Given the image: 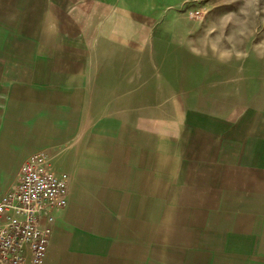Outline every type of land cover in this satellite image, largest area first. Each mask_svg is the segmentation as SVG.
I'll list each match as a JSON object with an SVG mask.
<instances>
[{"label": "crops", "instance_id": "obj_1", "mask_svg": "<svg viewBox=\"0 0 264 264\" xmlns=\"http://www.w3.org/2000/svg\"><path fill=\"white\" fill-rule=\"evenodd\" d=\"M143 17L129 0H0V196L37 152L68 174L42 264H264V107L145 109L105 22Z\"/></svg>", "mask_w": 264, "mask_h": 264}, {"label": "rangeland", "instance_id": "obj_2", "mask_svg": "<svg viewBox=\"0 0 264 264\" xmlns=\"http://www.w3.org/2000/svg\"><path fill=\"white\" fill-rule=\"evenodd\" d=\"M129 5L144 17L105 20L106 29L127 44L109 57L126 63L114 71L143 76L145 109L153 105L165 113L171 100L213 112L264 107V0Z\"/></svg>", "mask_w": 264, "mask_h": 264}, {"label": "built area", "instance_id": "obj_3", "mask_svg": "<svg viewBox=\"0 0 264 264\" xmlns=\"http://www.w3.org/2000/svg\"><path fill=\"white\" fill-rule=\"evenodd\" d=\"M68 179L47 168L45 152L23 163L17 186L0 196V264L44 262L52 227L42 225L41 215L67 204Z\"/></svg>", "mask_w": 264, "mask_h": 264}]
</instances>
